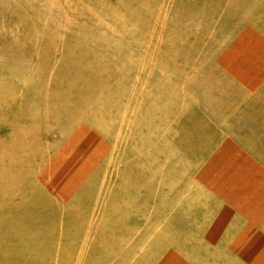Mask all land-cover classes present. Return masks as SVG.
Segmentation results:
<instances>
[{
    "label": "rangeland",
    "instance_id": "1",
    "mask_svg": "<svg viewBox=\"0 0 264 264\" xmlns=\"http://www.w3.org/2000/svg\"><path fill=\"white\" fill-rule=\"evenodd\" d=\"M238 26V0H0V264H236L238 192L264 200Z\"/></svg>",
    "mask_w": 264,
    "mask_h": 264
},
{
    "label": "crops",
    "instance_id": "2",
    "mask_svg": "<svg viewBox=\"0 0 264 264\" xmlns=\"http://www.w3.org/2000/svg\"><path fill=\"white\" fill-rule=\"evenodd\" d=\"M241 23L244 27L241 26ZM238 25V43L244 45L243 52L245 53L241 56L244 66L238 67V69H242L238 73L243 74L250 80V83H263L264 74H261L260 78L258 76L259 71H264L260 69L264 67V63L261 61V57L264 60V0H238ZM239 143L241 144V141L238 139V149L241 148ZM238 156L242 160L246 158L247 152L243 154L238 150ZM248 159L245 162L249 165L247 174H252L253 179H264V152L257 151L256 154L249 155ZM241 160L238 159V163L242 162ZM261 198H264V195H261ZM262 204H264L263 199ZM262 204L257 199L254 203L251 202L243 206L242 194L238 192V212L235 213L234 219L228 220L229 225L234 226L238 231L240 246L238 245V255H236L238 262L236 264H264V209L260 206ZM210 224L209 220L208 227ZM222 254L221 248L218 252L213 251L214 257H211L214 262H217L222 260ZM224 258L232 259L228 254Z\"/></svg>",
    "mask_w": 264,
    "mask_h": 264
}]
</instances>
